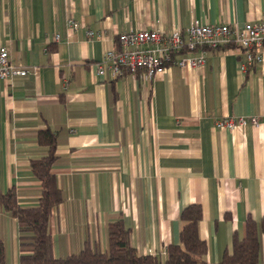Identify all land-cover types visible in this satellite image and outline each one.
<instances>
[{
	"label": "crops",
	"instance_id": "1",
	"mask_svg": "<svg viewBox=\"0 0 264 264\" xmlns=\"http://www.w3.org/2000/svg\"><path fill=\"white\" fill-rule=\"evenodd\" d=\"M263 20L264 0H0V47L27 71L0 81V193L37 206L30 164L48 153L38 134L52 133L51 173L63 198L48 223L55 258L85 246L105 252L107 225L121 220L137 255L164 264L179 244L181 212L199 205L203 260L218 264L233 236L243 239L247 218L259 224L264 61L242 73L241 49L207 50L200 67L152 77H113L107 66L99 75L97 63L119 33ZM238 117L258 124L216 125ZM259 243L264 264V232ZM0 251L5 264H19L18 224L1 205Z\"/></svg>",
	"mask_w": 264,
	"mask_h": 264
},
{
	"label": "trees",
	"instance_id": "2",
	"mask_svg": "<svg viewBox=\"0 0 264 264\" xmlns=\"http://www.w3.org/2000/svg\"><path fill=\"white\" fill-rule=\"evenodd\" d=\"M224 48H221V50ZM40 145L47 147L45 157L33 160L31 171L41 184L38 204L21 208L15 192L0 193V205L14 217L19 229V264H159L153 256H139L129 242V232L121 220L107 225L105 252L85 246L79 253L65 258H55L48 223L52 210L62 201V193L51 173L55 156V137L49 131L38 134ZM202 218L199 205H190L180 215L182 223L179 244L167 248L164 264H205L206 243L200 239L198 224ZM264 232V218L257 224L251 218L245 222L243 239L233 236L230 252H226L218 264H258L259 234ZM0 264H5L0 251Z\"/></svg>",
	"mask_w": 264,
	"mask_h": 264
},
{
	"label": "built area",
	"instance_id": "3",
	"mask_svg": "<svg viewBox=\"0 0 264 264\" xmlns=\"http://www.w3.org/2000/svg\"><path fill=\"white\" fill-rule=\"evenodd\" d=\"M68 25L76 30L72 19ZM89 38L94 36L87 30ZM58 39V36H55ZM237 47L244 53L240 64L242 73L264 61V20L231 28L226 24L193 25L184 30L161 32L155 29L119 33L114 46L107 50L97 63V74L105 73V66L113 77L127 73L133 77L139 73L147 77L163 72L169 67L197 68L205 63L207 50ZM27 71L9 62L8 50L0 47V81L24 77ZM247 122L256 126L255 117L245 119L226 118L217 122L220 128H236Z\"/></svg>",
	"mask_w": 264,
	"mask_h": 264
}]
</instances>
